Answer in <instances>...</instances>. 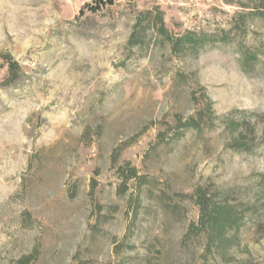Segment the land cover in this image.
Wrapping results in <instances>:
<instances>
[{"label":"rangeland","instance_id":"1","mask_svg":"<svg viewBox=\"0 0 264 264\" xmlns=\"http://www.w3.org/2000/svg\"><path fill=\"white\" fill-rule=\"evenodd\" d=\"M158 14L228 41L173 51ZM252 112L264 0H0V264H264V121L247 150L222 122ZM197 188L237 218L222 244L188 233Z\"/></svg>","mask_w":264,"mask_h":264},{"label":"trees","instance_id":"2","mask_svg":"<svg viewBox=\"0 0 264 264\" xmlns=\"http://www.w3.org/2000/svg\"><path fill=\"white\" fill-rule=\"evenodd\" d=\"M158 21V32L163 35V37L170 41L171 48L173 51H176L179 49V46L181 44H187L193 47L195 50L198 48L203 47L204 45L220 40V41H228V36L225 33L221 37H217L214 34H204L202 36H197L195 32L193 31H186L177 38L172 39L168 34L167 30L164 26V22L160 14L156 16V20L154 22L156 23ZM157 26V24H155ZM136 34L132 33V35L129 38V43H135L136 42ZM4 60L6 61V64L8 66V74L10 75L6 76L5 84H9L12 81H14L17 78V72L20 69L19 63L12 59L10 55L5 54L3 56ZM200 111L196 114H199ZM244 113V112H243ZM254 116H256V120L254 123H251L250 120H235L230 117V115L222 116V122H224V127L226 130H229L232 133L235 132V135L233 136V142L231 145V148L233 149H240V150H247L249 149V145L246 143L244 132H249L253 136V139L255 138L256 133V127L255 125L262 120L264 114L258 113V112H252ZM211 119V118H209ZM177 133L176 135L180 134V129H187V128H193L196 130H200L202 128V124L200 123V118L196 117L195 115L188 116L185 120H182L180 117H178L176 126H175ZM119 175L123 177L122 185L124 188L122 189V192H124L127 189V180L134 179V180H140L141 176L137 174V170L134 166L131 167H120L118 169ZM193 198L195 203L199 207V216L197 222H191L188 228V233L194 232V233H202L204 232L206 234V243L208 245L211 244L212 241H218L219 243H223L225 241L224 232L228 229L233 228L236 225L237 218L232 214L229 206V204H218L211 209L209 208L211 198L206 194L202 188H197L193 193ZM29 256H24L20 258L18 261L20 264L28 263L26 260H28Z\"/></svg>","mask_w":264,"mask_h":264}]
</instances>
